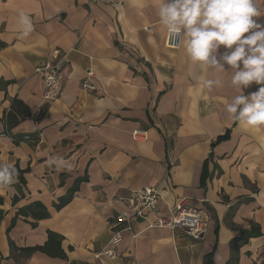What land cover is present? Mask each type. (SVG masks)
Segmentation results:
<instances>
[{"label": "crops", "instance_id": "crops-1", "mask_svg": "<svg viewBox=\"0 0 264 264\" xmlns=\"http://www.w3.org/2000/svg\"><path fill=\"white\" fill-rule=\"evenodd\" d=\"M158 3L0 0V166L16 169L11 188H0V264H264V127H243L226 112L240 94L233 73L205 70V79L222 81L208 88L183 37L179 49L166 45ZM256 3L262 15L255 19L264 24V0ZM21 12L33 24L24 39L16 27ZM54 55L63 60L65 84L47 102L35 68ZM89 71L92 93L83 88ZM15 100L33 117L8 136ZM135 130L148 136L134 141ZM54 159L64 167L57 170ZM149 187L164 198L161 215L189 199L204 217V236L133 219L117 258H96L112 248L117 215L129 213L122 198ZM33 204L49 217L36 220ZM50 232L65 259L11 249L44 246Z\"/></svg>", "mask_w": 264, "mask_h": 264}, {"label": "clouds", "instance_id": "clouds-1", "mask_svg": "<svg viewBox=\"0 0 264 264\" xmlns=\"http://www.w3.org/2000/svg\"><path fill=\"white\" fill-rule=\"evenodd\" d=\"M157 14L168 33L183 37L190 65L201 70L206 87H221L222 81L205 79V70L233 73L231 84L240 94L226 105L230 118L243 127H264V24L255 19L262 15L256 0H159ZM16 27L19 39L33 30L23 12ZM253 83L261 87L244 95L243 90ZM53 163L57 170L64 167L61 159ZM15 177L14 166H0V188L10 189Z\"/></svg>", "mask_w": 264, "mask_h": 264}, {"label": "built area", "instance_id": "built-area-1", "mask_svg": "<svg viewBox=\"0 0 264 264\" xmlns=\"http://www.w3.org/2000/svg\"><path fill=\"white\" fill-rule=\"evenodd\" d=\"M104 2L115 7H123L127 0H93ZM151 30L147 28V30ZM166 45L171 49H179L182 45V36L172 35L167 32ZM35 72L43 79L45 87V101H56L65 84L63 73V60L59 55H54L51 60H47L35 68ZM93 73L89 71L88 78L83 83V88L87 92H95L96 87L91 81ZM148 133L135 130L132 133L134 141L146 138ZM129 213L118 214L116 217V230L110 241L111 249L96 255V258L103 256L110 260H115L117 254L115 247L122 240L124 231H132L133 219H140L148 223L149 228H160L169 230H181L195 239H200L205 234V220L197 208L190 205L187 198L181 199L176 205L169 206L165 215L160 214L159 205L164 202V198L156 187L142 188L130 191L122 198ZM136 236V235H135Z\"/></svg>", "mask_w": 264, "mask_h": 264}, {"label": "trees", "instance_id": "trees-1", "mask_svg": "<svg viewBox=\"0 0 264 264\" xmlns=\"http://www.w3.org/2000/svg\"><path fill=\"white\" fill-rule=\"evenodd\" d=\"M3 44L0 43V48H2ZM44 116V112H42L38 117H34L37 120H40ZM33 115L30 113L29 109L23 104L22 102L15 100L12 111L8 113L6 117V129L5 134L10 136V130L13 126L17 125L18 123L22 122L23 120H26L28 118H32ZM228 139V133L224 136L219 137V141L227 140ZM14 140H16L14 138ZM70 198H67L58 205V208L63 207L65 204L68 203ZM0 204H2V200L0 198ZM29 212L36 220H41L43 218L49 217V213L46 210V208L41 204H33L29 207ZM29 212L25 211V215H29ZM4 212L0 210V224L3 219ZM257 235L256 232L248 233L246 237H251ZM12 250L18 251L20 254L29 257L35 252H43L51 257H58L65 259L66 256L61 249V239L57 234H54L52 232L49 233V241L44 246H38L34 248H17L14 245L11 246ZM208 258H211V256H207L205 260L208 261ZM0 261H1V254H0Z\"/></svg>", "mask_w": 264, "mask_h": 264}]
</instances>
